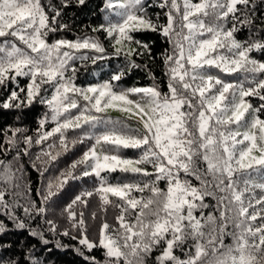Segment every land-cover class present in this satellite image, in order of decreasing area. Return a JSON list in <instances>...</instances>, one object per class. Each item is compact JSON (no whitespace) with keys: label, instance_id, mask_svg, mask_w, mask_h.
I'll return each instance as SVG.
<instances>
[{"label":"snow or ice","instance_id":"1","mask_svg":"<svg viewBox=\"0 0 264 264\" xmlns=\"http://www.w3.org/2000/svg\"><path fill=\"white\" fill-rule=\"evenodd\" d=\"M150 6L148 0H103L104 23L93 31H103L112 55L124 57L130 68L140 67L131 57L144 54L132 49L133 43L151 54L134 33L150 30L164 36L170 45L162 54L167 92L155 84L122 88L123 70L102 83L78 86L72 62L91 60L95 64L107 59L81 51L104 54V45L87 36L49 43V33L57 31L59 11L47 6L54 13L50 22L41 0H0V88L9 91L0 108L29 107L36 102L49 110L39 121L35 141L22 128L13 129L11 136L4 133L7 140L0 141V153L5 157L9 148L15 150L12 161L0 159V210L17 228L24 229L26 224L10 208H22L29 218L33 213L43 217L50 210L49 202L69 181L94 178L90 179L92 187L82 188L61 213H67L71 227L80 233L70 239L89 252L103 250L104 260L90 257L91 264H146V258L157 249L153 264H264V119L260 117L264 103L253 108L246 99L264 101V61L250 56L253 51H264V40L249 44L235 37L241 25L254 23V0H160L157 6L168 9L166 24L152 21L147 12ZM210 69L241 75L229 82ZM18 77L29 78L26 89L19 86ZM10 83L16 87L9 90ZM44 85L49 87L42 95ZM109 109L136 117L142 130L103 115ZM78 129L83 134L70 138L68 133ZM86 140L93 143L82 156L36 190L39 205L35 198L23 205L18 199L6 200V195H22L14 190L20 188L17 173L23 169L13 170L12 162L27 155L34 142L46 145L36 157L46 158L44 167L37 169L43 176L49 165ZM125 149H137L140 154L128 158L121 155ZM116 172L147 179L110 183L109 176ZM181 174L194 177L199 186L182 179ZM161 182L166 183V190L159 187ZM256 189L261 192L259 197ZM93 196L99 197L102 208L112 204L109 197L121 203L116 205L120 208L119 227L104 222L98 239L90 241L83 209ZM209 196L216 200L218 226L216 216L204 215L209 207L204 200ZM95 215L91 213L92 218ZM258 218L259 225L255 223ZM45 223L49 231H56L54 221ZM6 231L0 221V234ZM31 235L49 243L40 232ZM62 235L69 236V230ZM225 237L231 242L225 243ZM56 246L65 247L59 242ZM7 247L10 245L0 243V248ZM177 250L183 258L175 254ZM0 264L19 262L0 257ZM30 264L41 262L32 259Z\"/></svg>","mask_w":264,"mask_h":264},{"label":"trees","instance_id":"2","mask_svg":"<svg viewBox=\"0 0 264 264\" xmlns=\"http://www.w3.org/2000/svg\"><path fill=\"white\" fill-rule=\"evenodd\" d=\"M103 0H85L84 4H79L78 0H41L42 5H45V11L48 13L51 22V16L54 14L47 7L51 5L56 11H59L60 15L56 19L57 31L55 33H49L48 41L52 42L54 39H67L74 41L78 38L93 37L98 39L106 48L104 54L95 53L94 51H84V54L88 56L104 55L107 59L97 60L95 64L91 60H75L72 64L76 67L75 82L79 86H88L94 84L97 81H106L110 79V76L118 70H123L125 76L122 81L119 82V86L122 88L131 87H147L155 84L161 92H167L168 76L166 75V67L163 61V53L165 49L170 47L166 38L159 34V32H153L150 30L140 31L134 33L135 39L140 40L149 46L151 54L149 55L143 48H138L135 43L131 46L134 50L143 52L141 56L133 55L131 59L136 64L140 65L138 68H130L127 66V61L124 57H116L112 55L113 49L110 47L109 40L106 38V34L103 31H93L97 29L102 23H104L105 12L101 10ZM160 0H148L151 4L147 8L149 17L154 23L166 24L167 17L165 12L167 8H160L157 5ZM255 9L252 10L251 15L255 18L254 23L251 26H240V31L235 33L237 40L241 42L252 43L256 40H264V4L261 0H254ZM66 5V6H65ZM242 7V6H241ZM60 25H66L67 27L60 28ZM231 27V24L227 25ZM83 52V51H82ZM251 56L258 61H264V51H253ZM99 72V78L95 76V73ZM28 77H22L20 79L19 86H23L26 89V84L29 82ZM15 84H9V90L15 88ZM49 87V86H48ZM19 90V89H17ZM51 94V90H49ZM9 91H5L0 88V102H3ZM25 93H21L23 97ZM45 95V93H42ZM39 99V97H37ZM248 100L254 108L259 107L264 103L258 97H248ZM48 108L43 105L34 102L29 107L22 108H0V141L7 140L4 133L7 136L12 135V130L16 128L26 129V135L33 136L35 141V133L39 128V121L48 113ZM261 119H264V112L260 113ZM51 125H46L48 128ZM76 134H83V130L78 129L75 132L70 131L69 137ZM21 139V137H17ZM49 140L48 143H51ZM93 143L91 140H86L83 144H77L71 148V151L62 155L57 161L49 165V170L40 175L37 169L44 167L43 161L45 157H41L37 160L36 157L40 155L41 149L46 145H37L33 143V147L30 149L27 155H21L19 161H13V170L16 168H22V173H17L20 179L17 183L20 184L19 191L22 193L19 197L12 195H6V200L13 201L18 199L21 205L26 203V200L35 198L37 205H39V199L36 197V190L43 189L50 177L56 176L63 169L68 168L71 163L77 158L81 157L83 152ZM23 147V144H21ZM58 150V149H57ZM122 154L128 157H138L140 150L137 149H125L121 151ZM15 154V150L9 148L8 154L5 157L3 153H0V159H6L12 161V157ZM35 164V167H33ZM203 167V165H201ZM149 169H151L149 167ZM151 171V170H150ZM181 178L189 179L195 186H199V182L194 177H184L181 174ZM90 179L83 178L82 180L69 181L68 185L58 194L57 197H53L49 202L50 210L47 215L39 216L33 213L32 218H29L23 212V209L17 207L15 209H9L8 211L18 218V220L24 222L26 227L24 229L17 228L15 223L4 214L3 210H0V221H3L6 225L7 231L4 234H0V243L4 245H10L7 248H0V257L5 260L14 259L19 264H30L32 259L39 260L41 264H91L90 257H95L99 261L104 260L103 250L93 249L91 252L86 250L83 246H80L77 240L70 239V236L79 237L80 233L71 227V223L67 218V213L61 214L71 198L75 194H78L82 188H91L92 183ZM138 179H147L145 177H137L131 174L125 173H112L109 176L110 183L117 182H136ZM25 185L28 189H25ZM159 187L166 190V183L161 182ZM256 195L259 197L261 192L256 189ZM139 195V194H137ZM144 195H148L147 192ZM112 204H109L106 208L101 207L99 197L93 196L89 198L88 207L83 209L84 221L87 229V235L90 241L98 239L101 231V226L104 222H107L112 227H119V222L116 217L119 215V205L121 201L115 197H109ZM53 201H56L53 203ZM204 202L209 205L204 209V215L212 214L217 217L216 224L219 225V212L216 210V200L212 197H205ZM260 207V206H257ZM251 211V209H250ZM95 212V218H92L91 213ZM135 212H133V217ZM199 215V213H197ZM46 220H52L57 225L56 231H49V225L45 223ZM257 225L261 223V219L255 222ZM211 227H206V231ZM65 229L69 230V236H63L62 233ZM232 230V226L229 225V229ZM40 232L43 234V239L49 241L48 244H44L43 240L39 236H32L31 232ZM57 242L65 247H57ZM231 238L225 237V243H230ZM77 249L79 251H77ZM159 249L154 251L151 256L146 258V264H153L155 256L158 254ZM83 253V255H81ZM30 254V255H29ZM176 255L183 258V253L177 250Z\"/></svg>","mask_w":264,"mask_h":264},{"label":"rangeland","instance_id":"3","mask_svg":"<svg viewBox=\"0 0 264 264\" xmlns=\"http://www.w3.org/2000/svg\"><path fill=\"white\" fill-rule=\"evenodd\" d=\"M228 27V26H227ZM239 41V40H238ZM49 43H51L50 41H49ZM117 47H119V46H117ZM131 48L132 49H134L132 46H131ZM81 51H83L82 53L84 54V51L85 50H81ZM86 51H92V50H86ZM81 53H76V55L77 56H79ZM250 56H251V53H250ZM252 57V56H251ZM253 58V57H252ZM212 74H214V75H218V76H220V78H222V79H225V80H227V81H229V82H232V81H235L236 79H237V77H239L241 74L240 73H236L235 75H231V76H229V75H226V74H223V73H220L219 72V70H217V69H210L209 70ZM95 76H97L98 78H99V76H100V73L99 72H96L95 73ZM22 77H18L17 78V83H20V79H21ZM261 78H264V76H262ZM107 81V80H106ZM102 82H104V81H97V82H95L94 84H99V83H102ZM28 83H30V81L28 82ZM27 83V84H28ZM76 83V82H75ZM27 84H26V87H27ZM79 86V85H78ZM246 87L248 86L247 84L245 85ZM22 88H23V86H21ZM44 88H48V85H44L43 87H42V89H41V94L42 93H44ZM48 95H50V93H47ZM132 99H137V97H135V96H133V97H131ZM247 100H248V98H246ZM249 101V100H248ZM250 102V101H249ZM81 103H83V102H81ZM254 108V107H253ZM74 112L76 111V110H73ZM103 115H105V116H107V117H110L111 119H113V120H117V121H120V120H122V121H124L129 127H131V128H140L141 130H142V125L141 124H139L138 123V120H137V118L136 117H130L128 114H125V113H122V112H120V111H117V110H112V109H109L106 113H104ZM248 118H250V116L248 117ZM93 131H95V130H93ZM242 131H243V129H242ZM98 151H100V148H98L97 149ZM121 155H123V156H125V157H128V156H126V155H124V154H122L121 153ZM128 158H133V159H135V158H137V157H128ZM149 170H151V169H149Z\"/></svg>","mask_w":264,"mask_h":264}]
</instances>
